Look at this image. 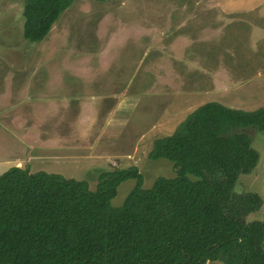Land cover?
Listing matches in <instances>:
<instances>
[{
	"label": "trees",
	"instance_id": "trees-1",
	"mask_svg": "<svg viewBox=\"0 0 264 264\" xmlns=\"http://www.w3.org/2000/svg\"><path fill=\"white\" fill-rule=\"evenodd\" d=\"M73 2L25 0L23 37L42 41ZM249 130L264 133V108L201 105L153 142L149 158L171 162L175 176L146 190L134 166L100 172L94 189L10 168L0 175V264H264V222L227 214L259 162ZM127 180L135 186L113 207Z\"/></svg>",
	"mask_w": 264,
	"mask_h": 264
},
{
	"label": "rangeland",
	"instance_id": "rangeland-1",
	"mask_svg": "<svg viewBox=\"0 0 264 264\" xmlns=\"http://www.w3.org/2000/svg\"><path fill=\"white\" fill-rule=\"evenodd\" d=\"M24 1L0 0V69L7 70L8 75L0 74V91L7 85L3 82L7 81L9 85L22 78L42 57V43L37 47V42L31 43L23 37ZM56 24L57 29H61L50 40L61 35L62 44H77L88 57L101 49L103 41L112 42L111 50L116 51V55H132L130 52L140 51L139 44L134 45L138 38L143 45L150 43L148 47L152 43L150 53L158 51L164 57L181 60L196 57L190 65H198L199 73H214L215 81L221 84L216 89L203 77H176L178 91L165 90L138 102L128 98L111 118L109 127L113 129L109 131L115 134L111 140L99 143L97 151L125 152L135 143L131 154L91 159L92 149L82 146L78 148L79 157L74 164L59 161V165H29L31 173L44 171L85 181L90 189H94L100 172L134 166L142 175L143 188L150 189L157 178L175 176L171 162L149 158L153 142L171 135L196 108L208 102L246 112L264 108V0H74ZM151 29L152 32L158 30L153 41L145 36ZM33 52L37 61L31 63ZM105 52L106 49L101 58ZM200 58L201 62L198 61ZM149 63L150 59L144 62V70ZM160 68L164 69V64ZM18 71L24 73L14 77ZM61 79L57 76L50 81L57 84L56 80L60 83ZM137 81L149 86L153 78L148 74ZM190 82L200 85L191 86ZM186 88H189L186 94L191 97L182 94ZM157 98H160L159 102ZM170 100L174 106L169 103L166 108L165 104ZM246 133L259 154V162L252 173L240 176L227 214L240 222H264V133L251 130ZM10 135L6 129L0 130V175L12 168L14 159L11 157L17 154L16 151L8 153ZM87 155L89 159H86ZM134 186V180L122 183L112 206H121ZM261 248L264 250V241ZM207 264L221 263L211 261Z\"/></svg>",
	"mask_w": 264,
	"mask_h": 264
},
{
	"label": "crops",
	"instance_id": "crops-1",
	"mask_svg": "<svg viewBox=\"0 0 264 264\" xmlns=\"http://www.w3.org/2000/svg\"><path fill=\"white\" fill-rule=\"evenodd\" d=\"M54 24L47 36L36 44L38 47L42 43L41 60H34L35 52L31 56V63L37 61L38 65L14 83L11 81L12 84L3 82L7 85L0 91V130L6 129L11 134L8 153L17 152V156L11 157L14 159L12 167L59 165V161L74 164L79 157L78 148L82 146L92 149L94 155L89 156L91 159L108 158L113 154L126 157L133 152L135 143L125 152L97 151L99 143L111 140L115 134L109 131L113 129L110 128L111 118L115 117L116 109L123 107L126 99L138 102L165 90L178 91L176 77H203L216 89L221 84L215 81L214 73H199L198 65H190L196 57L181 60L164 57L158 51L150 53L152 43L148 47L150 43L143 45L136 37L134 45L138 43L140 51L130 52L125 48L132 55H116V51L111 50L112 42L103 41L101 49L88 57L77 44H62L61 35L51 41L53 34L61 29ZM152 31L147 35L145 32L149 41L158 35V30ZM149 59V66L144 70L143 64ZM161 64L164 69L160 68ZM21 72L24 73L18 71L13 76L17 77ZM0 74L8 76L7 70L0 69ZM148 74L153 78L152 85L145 86L137 81ZM57 76L62 78L60 83L50 81ZM200 84L191 83V86ZM197 87L195 89L200 90ZM188 89H183L182 94L187 95ZM169 103L174 106L170 100L166 102V108ZM89 157L87 155L86 159Z\"/></svg>",
	"mask_w": 264,
	"mask_h": 264
}]
</instances>
